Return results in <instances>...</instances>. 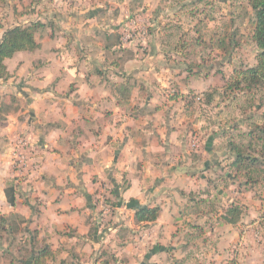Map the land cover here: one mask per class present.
<instances>
[{
	"label": "crops",
	"instance_id": "0c3cea01",
	"mask_svg": "<svg viewBox=\"0 0 264 264\" xmlns=\"http://www.w3.org/2000/svg\"><path fill=\"white\" fill-rule=\"evenodd\" d=\"M75 1L89 6L80 8L76 20L71 16L58 23L72 39L43 21L50 35L36 33L39 47L5 61L10 75L0 79V215L19 214L29 231L39 225L43 233L88 240L98 214L96 197L104 190L124 199L120 204L134 211L132 219L139 207H160L155 221L135 220L136 225L150 224L144 237L153 238L151 233L159 234L165 224L176 225L178 201L191 198L199 183L207 187L209 172L217 170L218 157L227 152L209 143V158L195 166L185 148L187 135L180 136L188 124L177 122L178 102L150 90L158 87L154 75L162 78L175 67L166 65L159 48L148 54L129 51L131 42L123 37L129 24L121 15L109 23L98 19L100 0ZM109 1L123 10L132 3ZM135 79L141 91L152 92L146 99L138 97ZM166 79L161 85H168ZM18 141L27 143L22 150L28 164L17 179L13 158ZM9 186L15 188L14 206L7 201ZM96 231L94 226L93 235ZM162 245L153 250L164 252Z\"/></svg>",
	"mask_w": 264,
	"mask_h": 264
},
{
	"label": "rangeland",
	"instance_id": "374dc122",
	"mask_svg": "<svg viewBox=\"0 0 264 264\" xmlns=\"http://www.w3.org/2000/svg\"><path fill=\"white\" fill-rule=\"evenodd\" d=\"M109 2L99 1L102 9L97 18L109 23L108 19L122 16L123 24H129L125 33L132 35L126 40L131 42L129 51L148 54L160 49L166 65L175 67L162 78L154 75L151 80L159 82L158 87L150 90L158 98L178 102L177 122L188 124L180 136L187 135L185 148L195 166L209 158V143L226 151V157H218L207 187L199 183V176L198 186L187 192L191 198L178 201L181 217L176 225L165 224L159 234L151 233L153 238L144 237L152 229L150 224L137 227L134 211L120 204L124 199L104 190L96 197L98 214L88 240L43 233L39 225L29 231L19 214L0 215V264H264V88L246 86L239 74L257 63L260 51L252 38L254 10L249 0H150L151 5L132 0L127 10ZM87 6L75 0L2 1L0 37L16 25L46 21L50 30L72 39L73 34L62 31L58 23L71 16L76 20L80 8ZM46 30L40 27L37 36L50 35ZM161 79L168 85H161ZM139 81H134L138 97L146 99L152 92L141 91ZM233 145L258 159L257 181L247 180L231 165ZM234 205L242 208L237 225L223 218ZM155 244H163L165 251H154Z\"/></svg>",
	"mask_w": 264,
	"mask_h": 264
},
{
	"label": "trees",
	"instance_id": "16d2710c",
	"mask_svg": "<svg viewBox=\"0 0 264 264\" xmlns=\"http://www.w3.org/2000/svg\"><path fill=\"white\" fill-rule=\"evenodd\" d=\"M2 1L5 0H0V2ZM221 1L225 2L228 0ZM249 4L254 10V30L252 38L260 51L257 54V63L254 66L240 71V81L245 82V85L248 87L261 86L264 88V0H249ZM42 26L43 24L40 22L27 25H16L4 32L2 38H0V79H6L10 75L5 62L6 59L13 57L18 51H33L39 47L36 33ZM231 149L235 152V158L231 165L236 168L237 171H243L247 180L257 181L254 179V175L258 159L254 156L245 155L236 145H233ZM5 192L8 203L14 206L16 202L15 188L9 186L6 188ZM159 213L160 207L157 206L139 207L135 211V220L137 222L155 221ZM241 214L242 208L234 205L226 209L223 218L227 223L237 225L240 221ZM37 260H39V257Z\"/></svg>",
	"mask_w": 264,
	"mask_h": 264
},
{
	"label": "built area",
	"instance_id": "2783aa9c",
	"mask_svg": "<svg viewBox=\"0 0 264 264\" xmlns=\"http://www.w3.org/2000/svg\"><path fill=\"white\" fill-rule=\"evenodd\" d=\"M125 35V41L132 37V35H129L127 33ZM26 142L24 141H18L16 143V149L14 150V169L17 173L16 178L23 176L22 172L27 167L28 164V157L26 153L22 150L26 146Z\"/></svg>",
	"mask_w": 264,
	"mask_h": 264
}]
</instances>
